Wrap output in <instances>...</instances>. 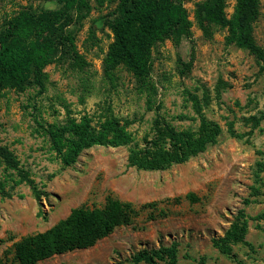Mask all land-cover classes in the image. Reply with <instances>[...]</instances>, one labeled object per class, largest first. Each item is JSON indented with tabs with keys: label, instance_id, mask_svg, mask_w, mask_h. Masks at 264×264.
<instances>
[{
	"label": "rangeland",
	"instance_id": "374dc122",
	"mask_svg": "<svg viewBox=\"0 0 264 264\" xmlns=\"http://www.w3.org/2000/svg\"><path fill=\"white\" fill-rule=\"evenodd\" d=\"M202 1L185 3L192 22L189 39L178 45L166 39L151 51L150 80L156 88L152 98L160 105L159 112L175 126L185 127L190 121L176 117L193 114L184 89L198 94L207 90L210 100L204 112L223 128L215 144L184 163L162 171L138 170L127 164L129 146H95L84 150L72 166L63 167L38 126V122H62L69 110L72 116L88 114L94 121L106 114L135 118L129 128L135 140L149 131L154 111L146 110V95L132 73L123 65L111 77L103 71L102 61L113 40L103 22L116 0H103L102 4L90 0L92 9L75 39L81 64L62 59L48 64L41 92L36 86L4 90L0 146L13 151L41 197L36 198L25 183L8 187L10 197H0V256L21 237L49 229L72 208L100 206L112 195L135 205L157 201V208L166 210L167 215L146 220L142 213L93 245L36 264H134L127 258L137 250L172 240L179 242V264H264V219H254L264 215V197L243 203L253 183L255 162L264 160V154L257 153H264V119L248 142L229 137L225 131L228 121H233L236 130L247 131L252 125L246 118L264 114V69L247 50L226 43L225 27L209 24L202 29L198 25L195 8ZM258 1L253 36L264 49V0ZM234 5L235 0H226L227 17ZM54 6L53 1L0 0V28L5 17L23 8ZM180 62L190 63L186 73H180ZM261 176L264 181V171ZM11 178H17L15 172L0 160V179L9 186ZM189 192L198 200L186 199ZM239 209L248 217L245 243L232 245V255H226L213 246L212 238L223 235Z\"/></svg>",
	"mask_w": 264,
	"mask_h": 264
},
{
	"label": "trees",
	"instance_id": "16d2710c",
	"mask_svg": "<svg viewBox=\"0 0 264 264\" xmlns=\"http://www.w3.org/2000/svg\"><path fill=\"white\" fill-rule=\"evenodd\" d=\"M44 1H53L55 6L39 10L23 8L2 21L0 100L6 88L22 91L26 87L36 86L39 92L43 91L44 68L58 59L75 64L83 62L77 52L75 39L82 20L92 9L90 0ZM97 1L103 3V0ZM187 1L116 0V5L106 14L103 22L113 34L102 61L103 71L107 77H111L119 65L125 66L145 93L146 110H153L154 117L149 131L139 140H135L129 129L136 119L113 114H106L94 121L88 114L77 118L67 110L62 122H38L41 133L48 139L49 150L63 167L72 166L79 155L91 147L129 146L126 158L129 166L138 170L162 171L188 161L218 141L223 128L204 112L210 100L207 90L198 94L184 89L185 100L190 102L193 114H179L176 117L190 121L185 127H177L166 119L159 112L160 105L155 104L152 98L156 94V88L150 80L152 47L166 39L178 45L182 39L190 38L192 22L185 7ZM225 7L226 0H204L196 4L195 18L198 25L202 29L209 24L225 27L226 43L247 50L264 69V49L253 36L259 1L235 0L230 17H227ZM180 65L182 74L190 68L188 62H180ZM215 97H220L218 88ZM262 119L264 114L249 116L246 120L251 123V129L242 132L234 128L233 121H228L225 131L229 137L248 142L253 129L258 127ZM257 153L264 154L259 150ZM0 160L17 177L11 178L9 186L0 179V197H10L8 187L25 183L30 186L34 196L40 199V190L28 171L19 165L12 150L0 146ZM263 171L264 160H257L253 183L248 187L249 193L243 200L244 204L255 201L259 196L264 197ZM184 197L191 202L198 200L192 192ZM157 204V201H151L135 205L108 195L100 206L74 207L49 229L25 235L14 242L0 256V264H36L49 256L93 245L115 228L132 223L142 213L146 214V220L165 217L167 211L158 209ZM247 218L243 209L237 210L223 235L212 238L213 246L223 254L232 255V245L245 243ZM254 219H264V215L258 214ZM178 254L179 242L172 240L168 244L139 249L127 261L134 264H179Z\"/></svg>",
	"mask_w": 264,
	"mask_h": 264
}]
</instances>
